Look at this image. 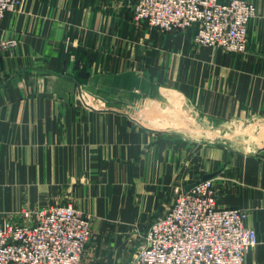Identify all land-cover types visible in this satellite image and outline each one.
I'll return each mask as SVG.
<instances>
[{"label": "crops", "instance_id": "0c3cea01", "mask_svg": "<svg viewBox=\"0 0 264 264\" xmlns=\"http://www.w3.org/2000/svg\"><path fill=\"white\" fill-rule=\"evenodd\" d=\"M133 3L21 0L0 19V42H14L0 44V225L71 204L90 218L82 264H128L177 190L215 173L218 206L256 231L244 264H264L263 20L231 53L136 21ZM115 100L177 105L193 134ZM230 131L242 148L214 140Z\"/></svg>", "mask_w": 264, "mask_h": 264}, {"label": "built area", "instance_id": "2783aa9c", "mask_svg": "<svg viewBox=\"0 0 264 264\" xmlns=\"http://www.w3.org/2000/svg\"><path fill=\"white\" fill-rule=\"evenodd\" d=\"M21 0H0V19ZM136 21L162 31L192 29L194 45L244 53L248 26L259 16L250 0H134ZM14 43L12 40L1 45ZM23 222L0 225V264H82L90 218L71 204L23 210ZM246 211L218 206L212 179L179 189L169 208L151 221L128 264H244L257 243Z\"/></svg>", "mask_w": 264, "mask_h": 264}, {"label": "rangeland", "instance_id": "374dc122", "mask_svg": "<svg viewBox=\"0 0 264 264\" xmlns=\"http://www.w3.org/2000/svg\"><path fill=\"white\" fill-rule=\"evenodd\" d=\"M90 97L92 98L93 101L95 100L98 104H100V102L102 101L103 102L102 106H106V107L109 106L107 103H105L106 101H104V99H102V98L95 97V96L94 97L90 96ZM113 102L122 103L123 105L121 108H125L126 111L132 110V111L136 112V114H139V113L148 114L149 113L156 118H164L166 120L174 121L177 125V128H171L170 126L162 127L163 129H167V130L169 128L170 132H172V133H175V134L178 133L181 135H185L186 137L193 134L192 132H188V131L191 130L190 128L193 127L192 123H193L194 119H192V116L181 115L180 108L177 105L173 104V105L168 106L166 108L159 109V108H155V106L153 104H151L150 103L151 101H149V100L147 102L149 104L145 103V101H142L143 103H145V106L141 103H138L137 100L131 101V102L126 101V100H115ZM202 134L203 133H201V135ZM219 135L220 134H218L217 135L218 137L214 138V140L225 139V137H226L225 140L227 141V143L229 145H231L232 147H235V148H242L240 145L242 142L240 140H238L241 137V133L230 131L226 136H224L222 138H220ZM235 137H237L238 139H235ZM21 215L23 217V213H21ZM6 220H9V218ZM3 223H4V221H3Z\"/></svg>", "mask_w": 264, "mask_h": 264}, {"label": "water", "instance_id": "95a60500", "mask_svg": "<svg viewBox=\"0 0 264 264\" xmlns=\"http://www.w3.org/2000/svg\"><path fill=\"white\" fill-rule=\"evenodd\" d=\"M213 176H215V173H210V174H204L200 179L188 184L185 186V190H188L190 187H192L194 184L200 182V181H204L206 179H210L212 178Z\"/></svg>", "mask_w": 264, "mask_h": 264}]
</instances>
